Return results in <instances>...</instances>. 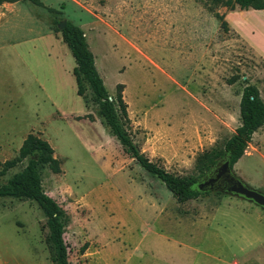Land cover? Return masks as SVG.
Segmentation results:
<instances>
[{"label":"rangeland","instance_id":"1","mask_svg":"<svg viewBox=\"0 0 264 264\" xmlns=\"http://www.w3.org/2000/svg\"><path fill=\"white\" fill-rule=\"evenodd\" d=\"M54 17L83 28L111 94L124 84L140 150L188 176L200 173L204 152L235 134L245 85L255 84L264 99V10L211 9L209 0L0 5V169L19 157L29 133L54 147L60 172L47 163L37 170L44 191L70 216L71 264H264L262 207L220 191L177 201L109 132L90 91L87 111L97 123L77 120L86 106ZM27 162L20 159L3 181ZM234 170L264 191V125ZM47 235L35 201L0 197V264H54Z\"/></svg>","mask_w":264,"mask_h":264},{"label":"trees","instance_id":"2","mask_svg":"<svg viewBox=\"0 0 264 264\" xmlns=\"http://www.w3.org/2000/svg\"><path fill=\"white\" fill-rule=\"evenodd\" d=\"M18 1L20 0H0V5ZM209 1L211 9L225 6L231 10L237 7L241 10H264V0ZM55 12L61 14L60 11ZM216 16L221 20L222 27L228 29V22L224 16L220 14ZM60 23L61 19L54 17L52 26L55 31L61 32L62 41L67 44L76 62L73 73L77 83V94L89 107L87 91H90L93 103L97 105V113L103 119L109 132L120 141L125 151L142 168L165 184L177 201L185 202L212 192L201 190L198 184L207 180L212 174H216V170L226 158L230 159L232 175L240 178L234 170V165L244 155L254 133L264 125V99L255 84L247 83L243 88L240 100L241 124L237 127L235 134L225 142L222 149L214 146L198 158L197 167L200 171L198 175L180 176L159 166L140 150L131 132L128 103L123 94L124 84L119 83L115 94H111L97 69L95 56L89 48L83 28L67 20L65 27L61 29ZM82 118L93 120L94 117L91 113L77 116V119ZM54 153L55 149L48 140L30 133L19 149V157L6 160L3 168L0 169V197L18 196L35 201L46 217L47 243L53 263L71 264L65 240V231L70 222V216L53 196L44 191L37 170L40 163H47L52 171L60 172V162ZM22 158L28 159L26 166L4 182L3 177L8 169L15 167Z\"/></svg>","mask_w":264,"mask_h":264},{"label":"water","instance_id":"3","mask_svg":"<svg viewBox=\"0 0 264 264\" xmlns=\"http://www.w3.org/2000/svg\"><path fill=\"white\" fill-rule=\"evenodd\" d=\"M65 25L66 21H62L60 23V28H64ZM216 171V174H212L207 180L198 184L201 190L220 191L239 196L254 202L264 209V191L255 189L241 178L232 175L229 158L224 159L223 163ZM220 178H223V182L215 184Z\"/></svg>","mask_w":264,"mask_h":264},{"label":"crops","instance_id":"4","mask_svg":"<svg viewBox=\"0 0 264 264\" xmlns=\"http://www.w3.org/2000/svg\"><path fill=\"white\" fill-rule=\"evenodd\" d=\"M48 36H51L52 37V35L51 34H48ZM73 70H74V68H73ZM74 74V73H73ZM76 79V78H75ZM77 84V83H76ZM86 106V105H85ZM89 112L87 111V106H86V110L83 112V113H80V114H77L78 116H84V115H86V114H88ZM77 120H85V121H87L89 124H96L97 123V121H95V120H90L89 118H82V119H77ZM30 134V133H29ZM28 134V135H29ZM35 134V133H34ZM27 135V136H28ZM26 136V137H27ZM25 137V138H26ZM24 138V139H25ZM24 141V140H23ZM94 142V141H93ZM23 143V142H22ZM22 143L19 145V149H20V147H21V145H22ZM94 148L96 149V150H98V151H100V148H101V142H98V141H96V142H94ZM18 149V150H19Z\"/></svg>","mask_w":264,"mask_h":264},{"label":"flooded vegetation","instance_id":"5","mask_svg":"<svg viewBox=\"0 0 264 264\" xmlns=\"http://www.w3.org/2000/svg\"><path fill=\"white\" fill-rule=\"evenodd\" d=\"M220 182H223V178H220L215 184H219Z\"/></svg>","mask_w":264,"mask_h":264}]
</instances>
